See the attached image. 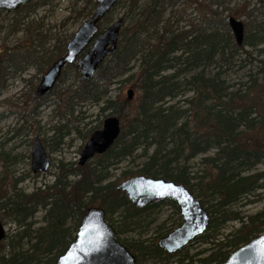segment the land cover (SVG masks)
Wrapping results in <instances>:
<instances>
[{
    "label": "trees",
    "instance_id": "1",
    "mask_svg": "<svg viewBox=\"0 0 264 264\" xmlns=\"http://www.w3.org/2000/svg\"><path fill=\"white\" fill-rule=\"evenodd\" d=\"M52 1L35 0L11 13L0 11L1 24H5L0 27V93L29 70L44 75L65 55L73 37L59 30L71 19L76 23L86 20L96 7L95 0H77L86 2L79 8L73 5L70 17L58 23L61 26L48 28L45 19L39 21L33 15ZM180 1L193 8L194 20L188 18L187 7L178 9ZM232 2L118 1L116 8L129 9L124 13L128 24L121 31L116 52L89 82H82L76 65L66 67L59 83L66 71L73 70L80 78L79 85L58 95L57 110L62 112L60 122L65 120L63 116H74L77 107L79 116L87 105L98 108L102 115L111 110L109 116L123 124L119 138L107 153L84 166L58 161L53 184L31 192L20 188L24 178L12 176L9 154L0 151V219L9 230L14 227L12 234H7L9 241L0 245V264H52L73 242L92 206L105 209L117 239L136 256L138 264H222L233 251L264 233V211L244 218L232 210L259 191L264 194V171L253 172L264 163V75L251 80L252 86L245 90L234 92L224 78V68L254 60L247 47L264 56V0L261 7L246 13L241 45L228 24ZM109 18L101 23V30ZM33 78L26 83L32 84ZM116 82L133 85L137 98L130 101L120 94L113 99L110 88ZM58 84L50 93L60 87ZM33 86L30 101L42 100L36 84ZM188 90L191 97L177 100ZM101 126L86 134L77 128L74 131L87 142ZM62 143V139L54 140L50 146L44 140L51 152L59 150ZM139 150L146 158L141 168L124 170L118 180H110L111 170ZM197 158L199 164L194 169L190 162ZM137 175L185 185L209 213L206 233L184 250L167 254L158 240L181 225L179 208L172 201L137 208L118 190L120 182ZM163 204L173 208L178 221L170 227L163 223L152 237L133 236L132 232L153 223L151 215ZM40 211L44 212L43 225L36 228ZM233 220L241 223L240 228L222 233L226 222ZM195 244L208 248L191 254L188 248Z\"/></svg>",
    "mask_w": 264,
    "mask_h": 264
},
{
    "label": "water",
    "instance_id": "2",
    "mask_svg": "<svg viewBox=\"0 0 264 264\" xmlns=\"http://www.w3.org/2000/svg\"><path fill=\"white\" fill-rule=\"evenodd\" d=\"M33 1L0 0V10L14 12ZM117 3L118 0H96L95 10L73 35L66 54L44 74L37 90L40 97L55 87L65 67L76 63L82 80L87 82L95 77L105 60L116 52L124 17L111 23L102 32L99 23L115 9ZM228 24L237 44H243V21L230 16ZM127 94L128 99L133 100V89L128 90ZM120 133V120L117 117L107 118L103 128L95 131L83 148L79 165L84 166L97 155L105 154L113 147ZM50 165L47 150L40 137L35 136L32 148L33 173H45ZM118 190L124 192L137 208L165 201L177 205L183 223L158 241V245L169 255L182 251L208 229L210 217L207 210L183 184L137 175L121 182ZM6 235V228L0 219V245ZM262 242L264 233L236 249L222 264H264ZM52 264H137V258L117 239L115 228L106 219L105 209L92 206L81 220L73 242Z\"/></svg>",
    "mask_w": 264,
    "mask_h": 264
},
{
    "label": "rangeland",
    "instance_id": "3",
    "mask_svg": "<svg viewBox=\"0 0 264 264\" xmlns=\"http://www.w3.org/2000/svg\"><path fill=\"white\" fill-rule=\"evenodd\" d=\"M77 0H53L51 4L39 8L33 17L38 18L39 21H44L45 26L48 28L56 26H61L60 23L66 18L70 17L71 9H74L73 5H77L78 8L86 2ZM261 5V0H234L230 5L231 11L229 15L236 19H240L246 22V13L253 9H257ZM178 9L183 11V8L187 7V14L191 15L188 18L194 20V11L191 6L183 4L181 1L178 3ZM128 7H120L114 10L105 27L113 23L120 17H124V13ZM228 15V16H229ZM3 16L0 17V27L3 22ZM85 20H81L76 23L71 19L68 24L59 31L65 32L68 35H74L78 28L82 25ZM128 21H125L124 26H126ZM12 21H9L10 25ZM2 35H0V38ZM22 37V34L17 35V38ZM264 47V45L262 46ZM247 51L253 53V59L244 64L236 62L234 66L226 70L224 75L227 81L230 91H237L238 89L245 90L248 86H252L251 80L255 78H261L264 75V63H260V60H264V56H259L256 49L246 48ZM245 55H243V58ZM213 67V71H215ZM79 77H80V72ZM43 74H38L34 69L29 70L28 73L21 76L17 81L10 83L8 89L5 92L0 93V151L9 154L10 166L9 171L12 173L14 178L23 177V182L20 184V188L27 192H31L37 187H41L44 184L52 185L54 177L57 173L58 161L63 160L69 163H78L81 156V151L86 141L83 140L82 136L76 134L74 128L78 129L81 134H86L90 128L94 126H103V122L109 115H113L112 111H106L101 114L98 108H94L91 105H87L82 109L84 115H77L80 108H76L74 116H63L65 120L60 122V114L58 112V95L68 87H76L79 85V79L77 78V73L73 70L66 71V76L58 84L60 87L54 92L48 94L44 98H40V101H30L33 97L34 90L33 84H36V91L39 83L41 82ZM33 78L32 84H27L25 80ZM133 89L135 91V98L137 95L136 88L131 84H125L116 82L110 88V96L114 99L118 95H123L127 97L128 90ZM187 95V96H185ZM192 93L188 90L185 94L179 96L177 100L183 101L186 97H191ZM183 104L182 102L179 103ZM77 118V119H75ZM122 123V121H121ZM65 125V126H64ZM123 125V124H122ZM101 126V127H102ZM70 133V134H68ZM39 136L44 143H48L50 146H54V140L62 139V145L59 150L51 152L52 164L50 169L38 177H34L35 174L32 172V147L35 136ZM213 152L210 153L212 155ZM143 151L139 150L134 156L125 160L118 166L111 170L112 177L110 180L116 181L120 177V173L124 170L131 172H136L143 163L145 162V156L142 155ZM96 159H93L94 162ZM200 158L190 162V165L196 169L199 164ZM13 162V163H12ZM12 163V164H11ZM0 163V170H1ZM264 171V163L258 165L253 172ZM234 212L239 213L240 217L252 216L257 213L264 211V194L259 191L255 196H250L243 202L234 206ZM155 212V211H154ZM145 219L152 218L153 223L148 228H141L137 231L132 232V235H138L139 233L146 234V236L152 237L163 223H167V227H170L171 223L178 221L177 215L173 208L169 204H163L162 207L157 209V211ZM44 215L43 211L37 213L35 221L36 228L43 225L42 217ZM72 224V222H71ZM241 223L239 221H229L224 225L222 233H229L240 228ZM14 231V227L9 230L7 227V234L11 235ZM125 236V235H124ZM145 237V236H144ZM6 242L9 241L7 238ZM208 248V246L195 244L190 246L188 249L191 254L203 249Z\"/></svg>",
    "mask_w": 264,
    "mask_h": 264
},
{
    "label": "snow or ice",
    "instance_id": "4",
    "mask_svg": "<svg viewBox=\"0 0 264 264\" xmlns=\"http://www.w3.org/2000/svg\"><path fill=\"white\" fill-rule=\"evenodd\" d=\"M262 245H264V242H262ZM261 252H262V254H264V246H262Z\"/></svg>",
    "mask_w": 264,
    "mask_h": 264
},
{
    "label": "flooded vegetation",
    "instance_id": "5",
    "mask_svg": "<svg viewBox=\"0 0 264 264\" xmlns=\"http://www.w3.org/2000/svg\"><path fill=\"white\" fill-rule=\"evenodd\" d=\"M51 160H52V158H51Z\"/></svg>",
    "mask_w": 264,
    "mask_h": 264
},
{
    "label": "bare ground",
    "instance_id": "6",
    "mask_svg": "<svg viewBox=\"0 0 264 264\" xmlns=\"http://www.w3.org/2000/svg\"><path fill=\"white\" fill-rule=\"evenodd\" d=\"M87 51V50H86Z\"/></svg>",
    "mask_w": 264,
    "mask_h": 264
}]
</instances>
